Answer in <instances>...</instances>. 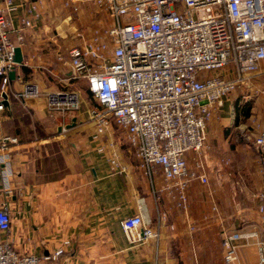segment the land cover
I'll list each match as a JSON object with an SVG mask.
<instances>
[{"label": "crops", "instance_id": "crops-1", "mask_svg": "<svg viewBox=\"0 0 264 264\" xmlns=\"http://www.w3.org/2000/svg\"><path fill=\"white\" fill-rule=\"evenodd\" d=\"M72 1L77 11L65 0H15L10 11V37L21 48L23 62L16 65L6 93L0 80L5 104L0 138L19 139L9 150L10 194L0 165V200L10 196L13 218L11 230L0 233V239L20 253L40 256L41 264H225L223 232L256 233L237 241L233 264H264L257 246V241L264 242L258 197L264 181L254 143L264 120V74L252 76L226 96L210 120L204 156L209 183L190 184L189 208L183 211L167 194L157 199L154 189L164 184L163 175L158 172L150 182L114 122L100 141L92 139L96 126L89 110L97 102L86 80L74 78L68 52L82 46L95 28L111 24L93 3ZM32 5L39 16L34 27H24L22 18ZM27 82L44 91L78 89L82 106L61 113L50 109L43 97L16 98ZM111 143L123 172L114 171L109 153L99 151L101 144ZM186 158L194 168L195 153L187 152ZM134 214L158 230L159 239L130 241L122 220ZM67 240L64 254L51 258Z\"/></svg>", "mask_w": 264, "mask_h": 264}, {"label": "built area", "instance_id": "built-area-1", "mask_svg": "<svg viewBox=\"0 0 264 264\" xmlns=\"http://www.w3.org/2000/svg\"><path fill=\"white\" fill-rule=\"evenodd\" d=\"M108 15L110 26L95 28L82 46L69 52L74 78L87 82L97 104L89 110L95 123L92 139L100 141L114 122L123 131L139 167L153 184L160 172L164 184L154 189L171 196L178 208H189L188 189L198 180L209 183L204 170L208 124L223 99L256 74H264V0H87ZM65 0L75 11L78 6ZM15 0H0V78L6 93L16 65V44L10 37V11ZM39 16L36 5L22 18L24 27H34ZM22 39V36H20ZM60 59H62L60 57ZM264 94V90L262 91ZM18 99H45L57 112L80 110L81 91L60 88L44 91L27 82ZM5 108L0 97V110ZM16 136L0 138V165L5 191L11 192L13 177L9 150ZM254 143L259 152L260 174L264 181V120L258 124ZM108 152L114 171L123 172L114 143L101 144ZM194 152L195 167L189 166L187 152ZM6 194L0 200V233L12 228V204ZM259 211L264 214V193ZM214 209H216L214 207ZM130 241L159 239L160 232L140 214L122 220ZM195 230V226H191ZM256 233L224 231V263L233 264L237 241ZM67 240L51 256L65 252ZM264 263V242L257 241ZM40 256L20 253L8 240L0 239V264H41Z\"/></svg>", "mask_w": 264, "mask_h": 264}, {"label": "water", "instance_id": "water-1", "mask_svg": "<svg viewBox=\"0 0 264 264\" xmlns=\"http://www.w3.org/2000/svg\"><path fill=\"white\" fill-rule=\"evenodd\" d=\"M15 52H16L15 62L17 64H22V62H23V55H22V52H21V48L20 47H16ZM10 77H11V79H15V77H16V71L15 70L11 72ZM4 97H7V95L4 94Z\"/></svg>", "mask_w": 264, "mask_h": 264}, {"label": "rangeland", "instance_id": "rangeland-1", "mask_svg": "<svg viewBox=\"0 0 264 264\" xmlns=\"http://www.w3.org/2000/svg\"><path fill=\"white\" fill-rule=\"evenodd\" d=\"M110 23V20L108 19V24ZM238 88H236L233 92H231L230 94H228V96L229 95H231L232 93H234L236 90H237ZM239 90V89H238ZM249 100H251V99H249Z\"/></svg>", "mask_w": 264, "mask_h": 264}, {"label": "trees", "instance_id": "trees-1", "mask_svg": "<svg viewBox=\"0 0 264 264\" xmlns=\"http://www.w3.org/2000/svg\"><path fill=\"white\" fill-rule=\"evenodd\" d=\"M0 80H1V78H0ZM246 112H247V111H246ZM246 114H247V115H249V113H248V112H247Z\"/></svg>", "mask_w": 264, "mask_h": 264}]
</instances>
